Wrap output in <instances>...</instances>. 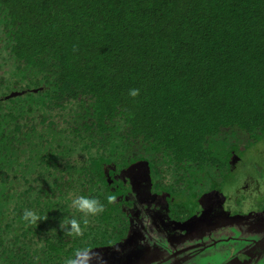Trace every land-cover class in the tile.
<instances>
[{"label":"trees","instance_id":"obj_1","mask_svg":"<svg viewBox=\"0 0 264 264\" xmlns=\"http://www.w3.org/2000/svg\"><path fill=\"white\" fill-rule=\"evenodd\" d=\"M263 129L264 0H0V264L95 259L128 230L117 179L203 192Z\"/></svg>","mask_w":264,"mask_h":264},{"label":"flooded vegetation","instance_id":"obj_2","mask_svg":"<svg viewBox=\"0 0 264 264\" xmlns=\"http://www.w3.org/2000/svg\"><path fill=\"white\" fill-rule=\"evenodd\" d=\"M136 167L137 170H140L139 166ZM128 180L131 182V192L134 195L131 198L134 197L138 201H141L136 208L138 214L135 216H138V218L134 217L136 221L135 226L133 227L134 222L130 220L128 230L125 236L118 240L117 246L114 245V247L111 246L98 253H94L96 258L90 260V264H104L105 262L108 264H130L136 259H140L143 264L145 256L148 257V264H160L159 258H163V256L159 257L155 254L159 252L161 256V253L164 251H161L162 249L158 246L146 247L144 245L147 237L143 233V230L150 228V226L163 231L164 235L169 238L171 236H175V238L179 236L183 241L186 238L194 241V238L208 235L207 237H210L208 243L201 239L200 242L194 243V245H190L188 248L183 247V249H190L196 252V248L199 245L201 248L215 245L222 255L221 260L217 264H264V208L254 211V213H247L244 218L239 216L232 217L225 210L220 194H218L220 191L217 187H214L209 190L206 188L203 192L198 191L201 194L212 191V194H208V196L203 198L200 197L199 200L195 201L197 203L200 201L199 209L195 213L189 216L185 214L184 217L174 218L169 213V206L166 204L164 206L161 202L166 195L164 191L156 193L151 192L146 186L143 188L142 186L145 185L143 180L145 178L138 177L136 172L134 175L129 174ZM143 216L148 220L146 224L142 223ZM224 222L226 226L222 225ZM223 228H228V230L224 231ZM187 230H189L188 234H186ZM231 231L234 236H230L229 233ZM219 232L226 234L227 237L220 238ZM213 234L219 238L217 237L216 240H212L211 236ZM254 234L258 235L254 236ZM250 235L253 237H250ZM180 238H177V240ZM230 241L235 243L230 244L233 246L232 251L223 244L231 243ZM218 243H222V245L219 247ZM228 249L231 253L230 251L227 252ZM173 258L174 256L169 255L163 259L165 262L170 263L169 260L171 261ZM207 264L216 263L208 262Z\"/></svg>","mask_w":264,"mask_h":264},{"label":"rangeland","instance_id":"obj_3","mask_svg":"<svg viewBox=\"0 0 264 264\" xmlns=\"http://www.w3.org/2000/svg\"><path fill=\"white\" fill-rule=\"evenodd\" d=\"M262 132L263 133H261L260 136H258L257 138H255L254 140L248 143H246V141H244L245 143L243 144L242 142H240L239 149L234 153V155L230 160V163L232 164V167L234 169L232 170L231 174H227V175L224 174L223 177L219 178L220 184L219 186H217V188L220 191V193L218 192V194H220V198L223 201L225 210L232 217L239 216L244 218V216H246L247 213L250 212L254 213V211H258L264 208V129ZM121 178L123 177L117 179L118 185L114 189L115 195L125 194L127 196L125 198L126 200L124 206V210H126L128 213L126 215L127 219L126 217H123L121 221H123V223H127L128 221V226H129L130 220H132L134 222L133 224L134 227L136 222L134 217H136L135 215L138 214L136 208L141 201L140 200L138 201V199L134 197L131 198V196H134L133 193L131 192L132 191L131 182L130 180L126 181ZM144 178H145L144 180L145 186L146 188L150 189L151 192L159 193L164 191L161 189L160 191L159 189L154 188L153 184H156V179L154 182L153 178L152 177L150 178V176L148 177V175H145ZM208 185H206V188L209 190L211 188L210 187L211 184ZM136 187L138 186L136 185ZM191 189L192 187H189V189H184L182 187H179L174 191H170L167 188H165L164 192L166 193V195L164 196V199L161 202L162 204H164V206L165 204L169 206V213L171 216H174V218L184 217L185 214L189 216L192 213H195V211L199 209L198 206L200 205V201H198V203L195 201L199 200L200 197L203 198L208 196V194H212V191L203 194H201L197 190L194 192H189V190ZM117 200L119 201V209L122 211L123 210L122 204L124 202L121 198H118ZM127 203H130L131 205L130 207L132 210L130 209V207L127 210L126 208V205H128ZM136 218H138V216ZM142 219H143L142 223L146 224L148 222V220L145 219L144 216ZM121 221L118 223L119 225L122 224ZM225 224L226 223L224 222V224L222 225ZM223 230L224 231L228 230V228H223ZM220 232L218 234L220 238L227 237L226 234L224 233L221 234ZM143 233L147 237V241L144 243L146 247L158 246L160 249H162L161 251H164L163 253H161V256L159 252H156L155 255H158L159 257L163 256V258L164 257L167 258L169 255L174 256V258L171 261L169 260L170 263L165 262L163 258H159L160 264H207L208 262L217 264L222 258V255L220 254L218 248L215 247V245L211 247L205 246L203 248H201V246L199 245L196 248L197 250L196 252H193L190 249L187 250L183 249V247L188 248L190 247V245H194V243L200 242L201 239H203L204 242L208 243L210 238L207 237L208 235L205 236L203 235V237L201 238L199 237H197L196 239L194 238V241H190L191 240L190 238H186L183 241L179 236H177V238H180L178 240L177 238H175V236H171V238H169L164 235L163 231L158 230L153 226H150V228H147L146 230L144 229ZM188 233L189 230H187L186 234ZM229 234L230 236H234L232 231ZM256 235L258 234H254V236ZM217 237L218 236H215V234H213L211 236V239L216 240ZM250 237L253 236L250 235ZM79 244L81 245V247L85 248L86 250L92 247L90 245V242H80ZM117 244L118 243H116L115 246ZM223 244L224 246H226L231 250L233 246L230 244H235V243L231 242L228 244L227 243H223ZM217 245H219L220 247L222 243H218ZM229 249L227 252L230 251ZM90 250H93V248ZM90 260L92 259H87L86 264H90L89 263ZM130 264H142V261L140 259H136L132 261ZM143 264H148V257L146 256L144 257Z\"/></svg>","mask_w":264,"mask_h":264},{"label":"clouds","instance_id":"obj_4","mask_svg":"<svg viewBox=\"0 0 264 264\" xmlns=\"http://www.w3.org/2000/svg\"><path fill=\"white\" fill-rule=\"evenodd\" d=\"M129 95L136 97L138 95L137 89L129 90ZM71 207L78 213H82L85 216L96 215L103 212V206L92 198H86L83 196L75 197L71 201ZM41 218L37 213L31 209H25L23 212V220L29 224H36ZM61 229L66 235H79L80 229L76 220H67L60 225ZM91 253L87 250H77L74 253V258L69 260L68 264H86V261Z\"/></svg>","mask_w":264,"mask_h":264},{"label":"water","instance_id":"obj_5","mask_svg":"<svg viewBox=\"0 0 264 264\" xmlns=\"http://www.w3.org/2000/svg\"><path fill=\"white\" fill-rule=\"evenodd\" d=\"M16 94H17V93H12L11 96H12V95H16ZM253 224H255V223L253 222ZM181 242H182V241H181ZM173 244H174V243H173ZM171 246H172V245H171ZM174 246H177V245H174Z\"/></svg>","mask_w":264,"mask_h":264}]
</instances>
